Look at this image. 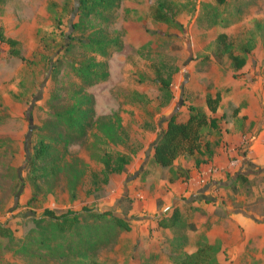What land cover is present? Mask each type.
<instances>
[{
  "label": "rangeland",
  "instance_id": "374dc122",
  "mask_svg": "<svg viewBox=\"0 0 264 264\" xmlns=\"http://www.w3.org/2000/svg\"><path fill=\"white\" fill-rule=\"evenodd\" d=\"M149 4L120 0L114 8L82 13L79 0H0V34L5 38L0 37V264H129L127 258L137 254L133 246L116 247V231L87 252L83 246L86 257L78 256L85 235L109 223L84 207L136 223L141 219L139 207L133 208L142 203L138 194L170 176L168 168L149 156L168 119L177 113L178 120H186L191 104L209 110L207 94L221 91L224 100L232 77H246L241 90L253 91L259 83L264 87V0H168L180 25L151 17L155 3ZM220 33L228 35L233 53H240L244 43L251 48L244 72H234L218 41ZM98 37L108 42L107 54L83 43ZM6 39L18 41L16 48ZM93 56L107 63L110 74L85 85L73 67ZM82 87L94 97L97 116L119 112L133 139L142 144L126 171L111 173L107 182L101 156L122 147L104 143L91 135L93 130L86 137L71 132L68 145L59 140L47 166L35 170L30 165L42 137L54 144L66 132L56 113L77 102ZM222 100L216 113L220 122L237 112L232 101ZM53 161L62 168L54 169ZM73 172L79 178L77 189L68 178ZM238 202L264 218L262 197ZM46 209L79 212L82 226L58 230ZM166 234L161 235L170 242L171 234ZM170 245L163 251L171 260ZM255 251L262 257H245L242 264H264V248ZM181 252L182 247L173 254ZM158 260L152 254L143 263Z\"/></svg>",
  "mask_w": 264,
  "mask_h": 264
},
{
  "label": "crops",
  "instance_id": "0c3cea01",
  "mask_svg": "<svg viewBox=\"0 0 264 264\" xmlns=\"http://www.w3.org/2000/svg\"><path fill=\"white\" fill-rule=\"evenodd\" d=\"M245 66L233 70L241 73L246 70ZM245 80V76L232 77L227 84L232 90L222 103L225 98L232 101L237 112L233 110L229 119L220 122V143L213 160L193 167L188 180L159 178L138 194L142 203L134 204L133 208L139 207L141 219L131 224L129 234L121 233L116 245L133 246L137 256L127 258L129 264H144L145 258L152 254L162 259L157 264H174L172 246L176 231L160 226L158 219L170 215L176 207L183 219L194 225L193 230H187L189 242L185 251L194 252L200 234L204 233L210 240L221 242L218 252L221 264H242L245 257H262L257 256L255 248H264V218L238 202L239 198L248 203L264 199V87L259 83L253 91L241 90ZM216 113L214 115L218 116ZM149 156L153 159V152ZM240 174L247 180H238ZM162 233L171 234L170 242L166 239V243ZM168 243L171 244V260L163 251Z\"/></svg>",
  "mask_w": 264,
  "mask_h": 264
},
{
  "label": "trees",
  "instance_id": "16d2710c",
  "mask_svg": "<svg viewBox=\"0 0 264 264\" xmlns=\"http://www.w3.org/2000/svg\"><path fill=\"white\" fill-rule=\"evenodd\" d=\"M120 0H79L78 9L82 12L99 11L100 9L114 8ZM150 3L149 8L153 7V14L151 17L162 19L166 22L179 24L173 17L171 9L168 7V0H142ZM218 3L223 4L226 0H217ZM1 38L2 35L0 34ZM228 35L220 33L218 41L222 43L224 49L229 53L233 67L235 70L243 68L248 60V52L250 47L245 43L241 46L240 53H233L232 46L228 42ZM5 40V38H4ZM11 48H16L18 41L14 39H6ZM85 45H96L94 50L98 53L107 54L106 39L91 38L88 42H83ZM20 55L19 50L16 51ZM103 61H97L93 56L89 62H81L75 65V73L82 78L85 85L95 84L101 80L108 78L110 72L106 68ZM163 82V81H162ZM168 84L170 80L166 81ZM81 94L80 99L73 103L63 112L56 113L60 120L66 124V132L60 133L58 138L52 142L45 140L42 137L36 144L33 155L31 156L30 165L32 169H39L47 166L49 156L59 140H64L65 144H69L71 140V132H77L80 136H88L89 131L93 130L91 135L96 136L103 140L106 144H114L121 146L122 149L108 152L107 150L101 156L103 163L104 182L108 181L111 173H122L126 171L127 166L139 153L142 144L135 141L131 134L128 132L123 124V118L119 112H114L109 115H96L94 107V97L84 92V87L79 90ZM173 96L172 92L169 93V98ZM223 94L217 91L215 94L208 93L205 99V106L209 108L211 113H208L205 108L196 104L189 106V115L186 120L180 121L177 118V113L172 115L168 121L167 126L156 140L153 146V162L161 168H168L170 171L169 180L174 181L177 178L183 177L188 180L193 167H199L203 163H208L213 160L216 152V146L220 143L221 126L220 118L214 114L218 110V106L222 100ZM212 133L216 134L218 139L211 140ZM183 156L182 163H176ZM251 166V164H249ZM60 167L57 161H53L52 167ZM45 168V167H44ZM71 188L77 189L78 176L73 172L68 176ZM237 179L247 180L243 174L238 175ZM237 181V180H236ZM86 212L97 219L109 220L107 225L96 227L94 234L87 233L88 239H83L82 248H79L81 258H85L83 246L91 250L95 243H99L101 239L111 238L112 232L115 236L116 244L123 230H131L132 223L130 220L122 216L115 215L111 211L93 212L87 210ZM45 214L54 219L55 227L58 230H71L77 229L82 226L81 213L68 210L61 214H56L53 210L46 209ZM109 218V219H108ZM159 225L162 227H171L176 231L174 237L173 251L182 247V252L178 256H173L174 264H221L218 259V252L221 250V242L218 240H210L204 233L200 234L197 240V249L189 253L185 251V247L189 242L187 230L194 229L192 223L186 222L183 219L182 213L179 208H174L170 215H163L159 219ZM104 227V228H103ZM103 228V229H102ZM99 241V242H98Z\"/></svg>",
  "mask_w": 264,
  "mask_h": 264
}]
</instances>
